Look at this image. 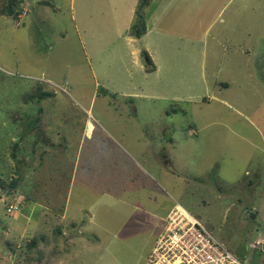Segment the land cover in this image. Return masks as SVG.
I'll return each mask as SVG.
<instances>
[{"label":"rangeland","instance_id":"rangeland-1","mask_svg":"<svg viewBox=\"0 0 264 264\" xmlns=\"http://www.w3.org/2000/svg\"><path fill=\"white\" fill-rule=\"evenodd\" d=\"M200 1L0 0V264H145L173 203L264 264V0Z\"/></svg>","mask_w":264,"mask_h":264},{"label":"built area","instance_id":"built-area-1","mask_svg":"<svg viewBox=\"0 0 264 264\" xmlns=\"http://www.w3.org/2000/svg\"><path fill=\"white\" fill-rule=\"evenodd\" d=\"M24 14V12H22ZM145 264H246L205 230L179 203L166 213ZM256 240L252 247L261 244Z\"/></svg>","mask_w":264,"mask_h":264},{"label":"crops","instance_id":"crops-1","mask_svg":"<svg viewBox=\"0 0 264 264\" xmlns=\"http://www.w3.org/2000/svg\"><path fill=\"white\" fill-rule=\"evenodd\" d=\"M192 1H194L196 3V7H198V5L201 4L200 0H151L149 6L145 9V26H146V30H145L144 34H142L140 37L143 38L144 36H147L149 34V32H151V31L155 32L156 31V27L159 24V20H160L159 18L162 15L164 16V14L170 8L171 9L172 8L175 9L176 12L174 14H178L179 15L181 12L184 13V10L187 8L189 3H192ZM136 3H135V6H133V8H131V7L129 8L130 9V15L127 16V20H126V23L130 22L129 26L131 25V23L133 22V19H134V10H135V7H136ZM132 11H133V14L131 15ZM130 18H131V20H130ZM127 30H129V27L127 28ZM130 37H132V36H130ZM132 38H134V37H132ZM249 122H250V125H251L252 124L251 120H249ZM252 126L254 127L255 131L260 132L258 130V128L255 126L254 123L252 124ZM231 131H232L233 134H236V132L232 128H231ZM263 135L264 134L260 133L259 136H263ZM88 137H89V135H88ZM263 139H264V136H263ZM122 144H123V142L119 141L118 145H116L117 148L120 150L119 151L120 152V157H118V158L122 157V158L127 159L128 160L127 162L130 161L135 167H137L139 169V171L142 174L144 173V174L148 175L147 174L148 172L146 170V162H147V160L143 159V157L141 155H139V157L133 156L131 154V152L134 151L132 145L131 146L130 145L129 146L128 145L127 146H123ZM173 204H175V203H173ZM169 209L164 213V217H165L166 213L169 211ZM259 240H263V239L261 238ZM262 243L264 244V240L262 241Z\"/></svg>","mask_w":264,"mask_h":264},{"label":"trees","instance_id":"trees-1","mask_svg":"<svg viewBox=\"0 0 264 264\" xmlns=\"http://www.w3.org/2000/svg\"><path fill=\"white\" fill-rule=\"evenodd\" d=\"M151 0H137V3H136V8L134 10V19H133V22L131 23L130 25V28H129V35L134 37V38H139L142 34H144L145 30H146V26H145V9L149 6ZM16 3V0H14L11 4H10V7L9 9H6V6H4L3 8V12L5 14H10V13H13L14 10L13 9V4ZM15 13V18L17 16V18L19 19V16L16 15V12ZM141 54L145 57V60L147 61L146 63H149V65L147 67H145V70L146 71H151L154 69V64L149 56V54L144 50L141 52ZM45 95H47L46 92H43L42 93H38V96L40 99L44 98ZM31 97V96H29ZM37 113H40L41 112V107H39L37 109ZM169 112L167 111V114ZM38 118L39 117H36L34 119H32V123L33 125L38 121ZM43 143H46L45 141H43ZM51 144V143H50ZM52 147V144L49 146V148ZM54 147V146H53ZM45 146H43L42 144V155L45 154ZM13 183L14 182H11V186H13ZM59 231V230H58Z\"/></svg>","mask_w":264,"mask_h":264},{"label":"water","instance_id":"water-1","mask_svg":"<svg viewBox=\"0 0 264 264\" xmlns=\"http://www.w3.org/2000/svg\"><path fill=\"white\" fill-rule=\"evenodd\" d=\"M13 2V0H7L6 9H9L10 4Z\"/></svg>","mask_w":264,"mask_h":264},{"label":"bare ground","instance_id":"bare-ground-1","mask_svg":"<svg viewBox=\"0 0 264 264\" xmlns=\"http://www.w3.org/2000/svg\"><path fill=\"white\" fill-rule=\"evenodd\" d=\"M88 127V126H87ZM88 130H90V127L88 128Z\"/></svg>","mask_w":264,"mask_h":264}]
</instances>
